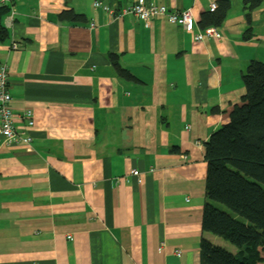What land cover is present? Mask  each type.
I'll return each mask as SVG.
<instances>
[{
    "label": "crops",
    "instance_id": "0c3cea01",
    "mask_svg": "<svg viewBox=\"0 0 264 264\" xmlns=\"http://www.w3.org/2000/svg\"><path fill=\"white\" fill-rule=\"evenodd\" d=\"M135 1L7 2L0 66L31 141L0 135V264H203V238L235 250L203 230L204 142L264 61V0H145L216 29L200 42L166 15L122 14Z\"/></svg>",
    "mask_w": 264,
    "mask_h": 264
},
{
    "label": "trees",
    "instance_id": "16d2710c",
    "mask_svg": "<svg viewBox=\"0 0 264 264\" xmlns=\"http://www.w3.org/2000/svg\"><path fill=\"white\" fill-rule=\"evenodd\" d=\"M260 0H245L249 9ZM223 2V1H222ZM205 14L202 24H219L227 3ZM0 1V42L9 37ZM114 55H111L113 58ZM121 73H129L120 68ZM246 92L229 121L204 142L207 162L203 230L235 246L201 241L203 264H264V61L252 59L243 73ZM173 151H177L174 150Z\"/></svg>",
    "mask_w": 264,
    "mask_h": 264
},
{
    "label": "built area",
    "instance_id": "2783aa9c",
    "mask_svg": "<svg viewBox=\"0 0 264 264\" xmlns=\"http://www.w3.org/2000/svg\"><path fill=\"white\" fill-rule=\"evenodd\" d=\"M1 3H5L12 0H0ZM95 5L102 6L105 10H110L108 6L103 5L101 2H96ZM217 3L211 4V9L215 10ZM112 12V11H110ZM122 14H133L146 21L148 24L151 19L155 17L166 15L170 23L180 24L186 31L194 33V39L196 41H203L206 37L219 38V34L216 29L212 26L206 28H200L195 31V19L192 12L189 9L177 10L170 9L165 5L148 4L145 0H137L129 7L122 10ZM12 47L16 49L17 43H13ZM8 71L6 66H0V135L7 142H25L31 141V137L25 134L24 131H18L15 124L16 114L14 109L11 107L13 98L11 97L8 87ZM21 118L27 120V126H33V114L30 109H26L21 114ZM134 175L139 174V171L133 170ZM180 254V251H177Z\"/></svg>",
    "mask_w": 264,
    "mask_h": 264
},
{
    "label": "rangeland",
    "instance_id": "374dc122",
    "mask_svg": "<svg viewBox=\"0 0 264 264\" xmlns=\"http://www.w3.org/2000/svg\"><path fill=\"white\" fill-rule=\"evenodd\" d=\"M224 241V240H223ZM227 245H229L230 247H233V249H235V246H233L232 244L227 242Z\"/></svg>",
    "mask_w": 264,
    "mask_h": 264
}]
</instances>
